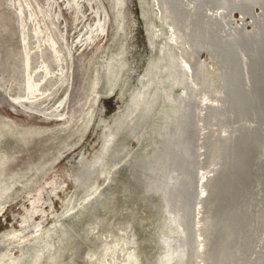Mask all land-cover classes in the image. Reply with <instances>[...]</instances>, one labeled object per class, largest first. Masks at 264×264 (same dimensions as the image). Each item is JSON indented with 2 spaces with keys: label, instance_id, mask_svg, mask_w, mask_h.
I'll use <instances>...</instances> for the list:
<instances>
[{
  "label": "rangeland",
  "instance_id": "rangeland-1",
  "mask_svg": "<svg viewBox=\"0 0 264 264\" xmlns=\"http://www.w3.org/2000/svg\"><path fill=\"white\" fill-rule=\"evenodd\" d=\"M141 1L123 0L113 7L112 0H0V264L10 259L6 245L9 239L15 240L13 246H22L26 241L39 239L57 221L64 222L72 237L66 232V242L59 243L57 231L51 240L56 243L45 249L47 252L42 253L39 264H122L124 248L116 246L112 239L120 233L125 218H129V233L134 238L127 251H135L136 257L139 254L138 264H153L163 253L155 240L157 231H167L160 225V200L155 193L147 192L136 167L141 155L153 147L159 113L171 108L162 94L142 128L136 131V139L126 138L124 130L117 136L116 142L123 141L125 146L112 163L105 161L103 174L96 177L88 194H83L72 180L75 168L80 169L76 162L79 151L90 160L100 146L96 111L103 108L101 116L111 122L123 107L128 90L135 85L136 76L155 57L152 56L156 50L146 44L143 20L138 13ZM241 1L248 7L247 16L242 17L236 9L232 10L231 20L227 15L221 17L229 22L230 32L239 27L249 34L260 24L256 14L259 15L261 7ZM144 2L149 4L148 0ZM155 23L161 29H155V40L163 45L171 27L156 19ZM106 58L112 63L111 68L115 67L110 74L112 78V71L116 73L113 83L106 87L100 81L95 87L96 74ZM261 58L264 61V54ZM191 59L193 66L200 62L198 72L211 76L212 86L216 72L209 67L207 52L195 53ZM260 60L252 57L246 64L247 72L258 83L264 77V69L259 70ZM27 78L37 85L31 93L25 91ZM174 91L189 95L184 88L176 87ZM213 115L217 131L209 128L215 139L225 140L221 145L228 155L233 124L224 131L223 114L217 111ZM216 158L214 154V186L221 189L231 182L228 188L234 189L241 175L239 165L230 171L233 175L229 179L223 170L224 156L219 164ZM124 185L136 190L125 195ZM75 190L78 198L71 212H84L79 220L78 214H65L64 209L66 199L76 194ZM98 191L103 207H94V214L86 216L88 199L92 200ZM222 199L219 194L216 205H205L204 211L217 212L218 216L223 208ZM216 230L220 231L218 226ZM218 234L212 236L214 243L209 236L200 237L194 264H210L209 255L223 256L225 248ZM222 243H227V239L223 238ZM20 252V248L11 250L15 255Z\"/></svg>",
  "mask_w": 264,
  "mask_h": 264
},
{
  "label": "bare ground",
  "instance_id": "bare-ground-1",
  "mask_svg": "<svg viewBox=\"0 0 264 264\" xmlns=\"http://www.w3.org/2000/svg\"><path fill=\"white\" fill-rule=\"evenodd\" d=\"M148 1L149 4L144 0L140 2L138 13L143 20L146 44L148 48L156 50V54L152 56L155 57L136 76L135 85L128 90L123 107L112 117L111 122H106L101 116L103 108L96 111L99 112L97 119L100 146L90 160L85 159L81 150L79 151L76 162L80 169L75 168L72 180L83 194H88L96 177L103 174L102 166L105 161L111 162L124 148L125 142H116L117 136L124 130L126 138L136 139V131L142 128L162 94L171 108L159 111L160 113L157 111L161 118L155 131V140L152 141L153 147L148 153L141 155L143 157L136 166L145 181L147 192L159 197L160 225L167 230L163 232L160 227L155 235L163 253L156 255L157 259L153 264H194L195 258H198L197 243L200 237L209 236L211 241L217 232L221 235L220 244L225 250L221 258L209 255L210 264H264V77L260 84L246 68L252 57L260 60V56L264 54L263 4L261 0H246L252 7H261L259 15L258 12L256 14V20L259 17L260 24L246 34L239 27L230 32L227 29L229 22L221 17L227 15L231 20L232 10L236 9L242 17L247 16L248 7L241 0H237L235 4H230L229 0ZM122 2L123 0H112L111 5L118 7ZM155 19L171 27L168 36H164L163 45L155 40V29L161 30ZM201 51L207 52L209 67L216 72L212 86L211 76L203 71L198 72L200 62L193 66L191 57ZM107 58L103 61L102 68H99L101 71L96 74L95 87L100 81L106 87L113 83L116 73L113 74L115 71H112V78L110 74L115 67L111 68L112 63ZM259 62V70L264 69L262 58ZM34 86L35 83L27 78L25 91L31 93ZM176 87L184 88L189 95L175 92ZM207 88L210 90L207 91ZM217 111L225 119L223 130L233 124L229 156L224 148L222 150L225 140L215 139L209 128L211 126L217 131L213 115ZM222 135L224 138V134ZM214 154L218 164L224 156L223 170L225 175H229V179L233 175L230 171H235L239 165L241 175H238L234 189L228 188L232 185L231 182L225 183L221 189L214 186ZM127 182L125 184L130 185ZM127 185H124L125 195L136 190ZM219 194L223 195L221 213L216 216L217 212L204 211L205 205H216ZM77 195L76 192L66 199L65 214H76L71 209ZM100 195L98 191L92 200L88 199L89 207L83 206V211L86 207V216L94 214V207H103ZM82 213L79 211L78 216L75 215L77 220ZM128 219L121 222L120 233L112 240L116 246L124 248L122 264H138L139 254L136 257L135 251H127V245L134 239L129 233ZM220 224H223L222 228ZM55 225L43 231L39 239L36 237V240L26 241L22 246H13L15 240L9 239L6 245L10 259L5 264H39L40 256L53 243L51 240L57 231V242H66L68 231L64 222L57 221ZM217 226L220 231L216 230ZM71 237L70 240H74ZM223 238L227 239V243H222ZM18 248L21 250L19 254H11L12 249ZM207 255L208 252L205 258Z\"/></svg>",
  "mask_w": 264,
  "mask_h": 264
},
{
  "label": "flooded vegetation",
  "instance_id": "flooded-vegetation-1",
  "mask_svg": "<svg viewBox=\"0 0 264 264\" xmlns=\"http://www.w3.org/2000/svg\"><path fill=\"white\" fill-rule=\"evenodd\" d=\"M264 5V4H263ZM259 8V7H258ZM263 8H264V6H263Z\"/></svg>",
  "mask_w": 264,
  "mask_h": 264
}]
</instances>
